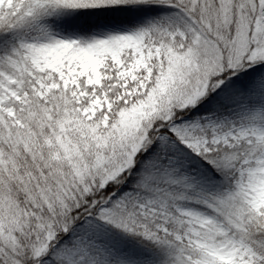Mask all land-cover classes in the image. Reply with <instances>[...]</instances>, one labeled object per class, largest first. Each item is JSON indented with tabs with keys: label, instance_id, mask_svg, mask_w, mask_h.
Listing matches in <instances>:
<instances>
[{
	"label": "snow or ice",
	"instance_id": "snow-or-ice-1",
	"mask_svg": "<svg viewBox=\"0 0 264 264\" xmlns=\"http://www.w3.org/2000/svg\"><path fill=\"white\" fill-rule=\"evenodd\" d=\"M0 264H264V0H0Z\"/></svg>",
	"mask_w": 264,
	"mask_h": 264
}]
</instances>
